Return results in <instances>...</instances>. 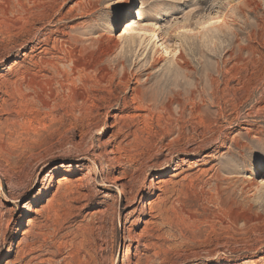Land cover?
<instances>
[{
	"label": "rangeland",
	"instance_id": "374dc122",
	"mask_svg": "<svg viewBox=\"0 0 264 264\" xmlns=\"http://www.w3.org/2000/svg\"><path fill=\"white\" fill-rule=\"evenodd\" d=\"M15 1L0 0V264H264V0H54L23 19Z\"/></svg>",
	"mask_w": 264,
	"mask_h": 264
},
{
	"label": "bare ground",
	"instance_id": "6f19581e",
	"mask_svg": "<svg viewBox=\"0 0 264 264\" xmlns=\"http://www.w3.org/2000/svg\"><path fill=\"white\" fill-rule=\"evenodd\" d=\"M10 1L11 0H7V3L5 2V5L6 6H8L9 5V3H10ZM17 4V6H18V10L20 11V15L22 14V19L23 18H25V17H27V16H29L30 14L32 15V14H34V15H40V14H42V12H43V9L45 8V4L46 3H49V5H51V4H54V0H34L33 1V6H31L29 9H27L26 7H25V5H24V3H22L21 1H19V0H17V1H15ZM134 3H136V0H130L128 3H126L125 4V7H123V13H125L126 15L127 14H129L130 13V10H131V6H132V4H134ZM47 5V4H46ZM14 14V13H13ZM10 15V14H9ZM16 15V14H15ZM11 16H13V15H11ZM18 16V15H17ZM20 17V16H19ZM220 18V16H218V19ZM14 19V18H13ZM211 20H214V19H211ZM224 20V19H223ZM15 21V20H14ZM14 21H12V22H14ZM11 22V23H12ZM25 22V21H24ZM8 23V22H7ZM10 23V22H9ZM4 25H5V23H3ZM16 26V25H15ZM25 26V25H24ZM18 27V26H17ZM22 27V26H21ZM152 30V33H153V36L155 35L154 33H155V30H153V29H151ZM126 31V33L129 31V29H123L122 30V33L123 32H125ZM121 33V34H122ZM35 35V34H34ZM48 35V34H47ZM121 37H125V35H120V38ZM22 38V37H21ZM71 40V39H70ZM37 42H39V45H38V47L36 48V49H38V48H40L41 49V51H45L46 50V48H42V45H40V43H42L43 41H38L37 40ZM33 43V42H32ZM43 43H45V42H43ZM47 43V42H46ZM73 44V43H72ZM67 46V45H66ZM19 48V47H18ZM57 48V47H56ZM58 48H59V46H58ZM234 48L235 47H233V46H231L230 47V50L229 51H227V52H230V54H231V52L233 53V50H234ZM68 49V48H67ZM32 50L33 51H35V49H34V46H33V48H32ZM31 50V51H32ZM62 50V49H61ZM40 51V52H41ZM65 51V50H64ZM72 51H74V50H69V53H68V56H69V58H70V60H71V69L72 70H79V71H88V69H90V68H93V65H89V64H85V63H82L81 61H79L78 59H76L75 57H74V55H73V53H72ZM62 52V51H61ZM226 54V53H225ZM225 54L223 55H220L219 56V59L220 60H223V58L225 57ZM183 55H182V52H179L178 53V55H176V57L174 58L175 60H174V65H175V67L174 68H176L177 70H178V68H179V70L180 69H182V68H185L186 66L185 65H187V63H186V61H184V58L182 57ZM52 57V56H51ZM68 58V59H69ZM45 62H46V64L48 63V64H50L51 66H53L52 68H54V69H56L57 67H55V65H54V63L53 62H49V61H44V62H42L41 64H44L45 65ZM200 65V64H199ZM47 66V65H46ZM188 67H189V65H188ZM50 68V67H49ZM48 69V68H47ZM58 69V68H57ZM56 69V70H57ZM70 69V68H69ZM176 69H174V70H176ZM196 69V68H195ZM43 70V69H42ZM59 70V69H58ZM183 70V69H182ZM186 70H187V68H186ZM185 71V70H184ZM58 72V71H57ZM175 72V71H174ZM179 72V71H178ZM190 72L191 71H189V73H188V71H187V76H189L190 75ZM194 72V71H193ZM185 73V72H184ZM183 73V74H184ZM34 74H35V72H34ZM58 74H61V71H59V73ZM68 74V73H67ZM189 74V75H188ZM192 74V73H191ZM62 75V74H61ZM60 75V76H61ZM30 76V75H29ZM34 76V75H33ZM27 77V76H26ZM64 77V76H63ZM35 78V77H34ZM45 78V77H44ZM46 78L47 79H45L44 81L46 82V84L45 85H50L51 84V80H52V78L50 77V76H46ZM97 81V80H96ZM42 83H43V80L41 81ZM41 82L40 81H38V82H36V81H34V79H29L28 80V85H30V86H28V87H32V85H35V86H38V87H40L41 88V90L43 89V86L41 85ZM44 82V83H45ZM40 83V84H39ZM87 84V83H86ZM94 85V84H93ZM34 86V87H35ZM34 87H32V88H34ZM75 87V86H74ZM74 87H73V89H74ZM40 88H39V90H40ZM51 88H53V87H51ZM33 90V89H32ZM38 90V89H37ZM35 91H36V89H35ZM75 91V90H74ZM73 91V92H74ZM163 91V90H162ZM165 91H166V89H165ZM177 91H179V90H176V93H175V90H174V95L173 96H171L170 98H169V100H170V102H174L175 104H177L178 105V108H180V109H178L179 111H181V108H183L184 106L183 105H185V102L187 101V100H189V102H191L192 104H193V100H194V98H193V102L192 101H190L192 98L190 97V94L187 96V97H185L186 95L184 94L183 96L184 97H180V96H182L179 92H181V91H179V92H177ZM49 92V91H48ZM40 94V93H39ZM164 94V93H163ZM188 94V93H187ZM168 95H170V93L168 94ZM172 95V94H171ZM69 97H71L70 98V100H69V102H71V103H69V105L72 107V108H74V107H76V108H78L79 110H80V108H82V110H83V108L86 106V100H88V97H87V99H86V96H83V95H81V94H76V92L75 93H72V96L70 95ZM167 97V96H166ZM165 100V99H164ZM195 104V103H194ZM193 104V106H195ZM198 104V103H197ZM68 105V104H67ZM196 106H198V105H196ZM185 108V107H184ZM185 110V109H184ZM183 110V111H184ZM195 110V109H194ZM202 138V137H201ZM199 140V139H198ZM218 141V140H217ZM199 146V145H198ZM204 148V147H203ZM185 149V148H184ZM200 147L199 148H195V149H192V152H199L200 151ZM184 151V150H183ZM168 152H170V151H168ZM190 152V151H189ZM166 154V153H165ZM168 154V153H167ZM172 157V156H171ZM181 162H183L184 161V158H180L179 159ZM168 164V163H167ZM150 185H153V184H155V181L154 180H152V181H150V183H149ZM124 186V185H123ZM158 186V185H157ZM156 186V187H157ZM158 188H160V187H158ZM120 194L122 193V191H120L119 192Z\"/></svg>",
	"mask_w": 264,
	"mask_h": 264
},
{
	"label": "snow or ice",
	"instance_id": "6c2138e0",
	"mask_svg": "<svg viewBox=\"0 0 264 264\" xmlns=\"http://www.w3.org/2000/svg\"><path fill=\"white\" fill-rule=\"evenodd\" d=\"M136 2H137V5H139V0H136ZM110 7H112L113 10L115 9V6H110ZM220 22L221 21H219V20H212V21H209L208 24L203 25V27L207 28V27H210L211 25H215V24H218ZM116 30L119 31V28L117 27Z\"/></svg>",
	"mask_w": 264,
	"mask_h": 264
}]
</instances>
